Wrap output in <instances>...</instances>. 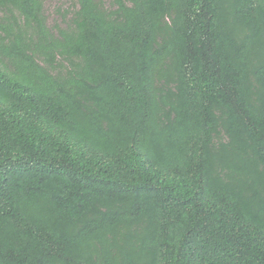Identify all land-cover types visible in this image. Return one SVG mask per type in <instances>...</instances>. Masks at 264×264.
Instances as JSON below:
<instances>
[{
	"label": "trees",
	"instance_id": "1",
	"mask_svg": "<svg viewBox=\"0 0 264 264\" xmlns=\"http://www.w3.org/2000/svg\"><path fill=\"white\" fill-rule=\"evenodd\" d=\"M0 264H264V0H0Z\"/></svg>",
	"mask_w": 264,
	"mask_h": 264
},
{
	"label": "rangeland",
	"instance_id": "2",
	"mask_svg": "<svg viewBox=\"0 0 264 264\" xmlns=\"http://www.w3.org/2000/svg\"><path fill=\"white\" fill-rule=\"evenodd\" d=\"M75 0H43V13L46 25L54 29L55 25H63L74 9Z\"/></svg>",
	"mask_w": 264,
	"mask_h": 264
}]
</instances>
